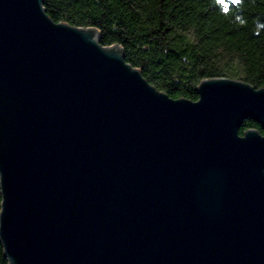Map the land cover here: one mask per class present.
I'll use <instances>...</instances> for the list:
<instances>
[{
    "label": "water",
    "instance_id": "95a60500",
    "mask_svg": "<svg viewBox=\"0 0 264 264\" xmlns=\"http://www.w3.org/2000/svg\"><path fill=\"white\" fill-rule=\"evenodd\" d=\"M172 99L43 0H0L10 264H264V88Z\"/></svg>",
    "mask_w": 264,
    "mask_h": 264
},
{
    "label": "trees",
    "instance_id": "16d2710c",
    "mask_svg": "<svg viewBox=\"0 0 264 264\" xmlns=\"http://www.w3.org/2000/svg\"><path fill=\"white\" fill-rule=\"evenodd\" d=\"M56 23L96 28L104 47L172 99L198 101L204 80L264 88V0H43ZM264 134L247 119L239 130ZM2 193L0 187V212ZM0 264H10L0 241Z\"/></svg>",
    "mask_w": 264,
    "mask_h": 264
}]
</instances>
